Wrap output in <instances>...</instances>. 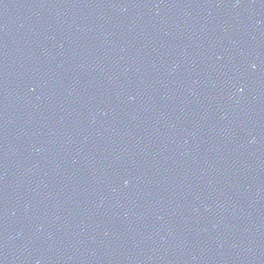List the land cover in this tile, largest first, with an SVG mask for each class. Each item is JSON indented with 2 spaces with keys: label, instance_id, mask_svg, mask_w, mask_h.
Masks as SVG:
<instances>
[{
  "label": "water",
  "instance_id": "1",
  "mask_svg": "<svg viewBox=\"0 0 264 264\" xmlns=\"http://www.w3.org/2000/svg\"><path fill=\"white\" fill-rule=\"evenodd\" d=\"M0 264H9L1 235H0Z\"/></svg>",
  "mask_w": 264,
  "mask_h": 264
}]
</instances>
